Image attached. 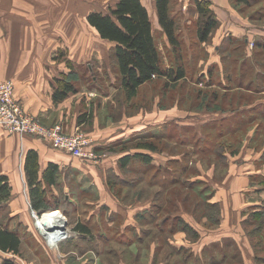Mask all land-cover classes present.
I'll use <instances>...</instances> for the list:
<instances>
[{"label":"rangeland","instance_id":"obj_1","mask_svg":"<svg viewBox=\"0 0 264 264\" xmlns=\"http://www.w3.org/2000/svg\"><path fill=\"white\" fill-rule=\"evenodd\" d=\"M208 1L209 7L205 2L202 6L209 9L218 27L206 43L198 39V30L205 18L198 12L196 0L172 2V14L182 43L181 60L159 20L154 13V20L150 16L163 69L176 72L182 65L188 79L184 83L173 82L166 76L155 80L143 86L134 103L126 101L117 79L114 46L99 44L100 55L85 54L75 65L68 60L66 47H60L59 53L57 50L56 55L50 56L52 61H62L70 69L68 76L76 88L72 93L89 95L99 125L109 121L125 131L133 126V133L126 136L125 142L118 140L109 149L96 150L93 142L95 158L72 157L74 167L70 162L68 167L59 168L56 184L46 187L47 202L52 209L57 204L58 211L37 212L41 220L46 214L55 213L66 221V235L55 247L50 245L39 220L32 214L29 195L22 189L16 194L9 184L10 194L6 198L0 195V215L10 229L19 231L22 244L18 254L0 252V264L5 260L11 264H157L168 260L170 264H189L188 249L177 252L172 244L182 232L191 242L202 236L199 233L196 238L195 234L178 229L177 219L189 217L206 232L222 222L223 208L217 194L224 188L231 167L235 163L244 165V149L253 141L252 138L248 141V133L253 130L252 126L262 123V116L256 111L264 104L259 103L250 113L252 103L264 101V0H250L249 4L234 0ZM76 28L80 32L90 29L79 22ZM59 42L62 46L65 43L62 39ZM24 111L34 116L25 108ZM152 120L154 125L138 129V125ZM93 126L94 123L73 132L63 127V131L65 134L80 131L94 141L87 133ZM263 136L262 130H254V143L261 145ZM142 142L154 143L158 151L140 149L137 145ZM134 152L150 154L152 166L144 167L133 159L122 167L120 158ZM175 179L180 182L173 183ZM257 197L259 201L263 196ZM144 206H151L154 214L146 212V218L145 212L138 214L136 219L142 227L140 234L138 230L133 233L124 226L134 223L137 226L133 214L141 212ZM251 218L248 216L247 220ZM261 221L258 218L255 223L262 225ZM79 223L88 224L89 236L76 231ZM161 227L165 228L163 232ZM242 227L248 236L250 230L245 222ZM140 236L142 239L138 242ZM128 238H137L131 247ZM68 240L71 243L62 246ZM155 244L158 245L154 253ZM226 246L205 247L208 264H218L224 258L227 260L223 264H244L238 250L234 251L237 245ZM253 249L256 263L264 264L261 261L264 248L253 245Z\"/></svg>","mask_w":264,"mask_h":264},{"label":"crops","instance_id":"obj_2","mask_svg":"<svg viewBox=\"0 0 264 264\" xmlns=\"http://www.w3.org/2000/svg\"><path fill=\"white\" fill-rule=\"evenodd\" d=\"M116 2L117 0H0V81L13 80L18 101L28 112L39 117L48 126L62 124L67 132H73L76 128H84L94 123L87 133L94 138L96 150L109 149L118 140L125 142L128 139L126 136L133 133L131 130L133 126L129 127L128 131L119 129L120 125L109 121L106 123L104 121L105 125L102 126L98 124L94 113L91 122L86 120L78 124V118L85 110L93 112L94 109L95 112V106H91L88 94L84 97L83 94L70 93L59 103L53 101L56 80L66 76L68 78L70 69L62 61H52L50 56L56 55L57 50L59 53L60 47H66L68 60L75 65L85 54L100 55L102 49L98 47L99 44L114 46V43L97 36L98 32L94 34L87 17L95 11L104 12L105 8L114 6ZM141 2L148 9L152 20L154 17L158 20L155 0ZM78 22L90 29L80 32L76 28ZM61 39L65 41L63 46L59 42ZM41 43H46L47 46ZM81 62L83 61L79 63ZM94 79L96 80V77ZM68 81L72 83L71 78H68ZM261 102L264 103L259 101L250 105V113L254 112ZM151 125H154V120L138 125V129L149 128ZM258 127V124L252 126L253 130L248 133V141H251V138L253 141L251 146L248 144L244 149L246 154L244 165L239 166L235 163L231 167L230 175L224 181V188L217 194L223 208L222 222L214 230L206 232L202 226L197 227L191 218L186 217V221L199 231L202 238L191 242L185 233L177 234V242H173L172 245L188 249L189 264H208L210 260H207L209 258L206 252L204 253V248L212 245L223 247L226 246L225 243L233 247L237 245L238 249L235 247L234 251L238 250L241 259L235 257L243 260L244 264H257L253 245L264 248V142L261 145L255 144L253 138L254 130ZM29 150L38 153L42 172L49 163H55L61 168L68 167L71 162L70 165L74 167L73 156L67 152L57 150L40 139L9 134L0 127V176L7 178L16 194L17 190L22 189L29 195L24 171L25 158ZM260 181L263 182L262 185ZM257 196H263L262 200L258 201ZM150 208L151 206H144L141 212L133 214L137 226L134 223L124 227L131 228L133 233L138 230L140 234L142 225L138 223L137 215L151 212ZM129 211L130 209L127 213ZM248 216L252 218L247 220ZM258 218L263 220L262 225L255 223ZM242 222H245L246 228L250 230L248 236ZM83 224L88 226L87 223ZM141 239L142 236L138 240L137 238L127 240L131 247L135 240L140 242ZM66 243H71V240L65 241L62 246ZM157 245H154V253ZM157 264L170 262L158 261Z\"/></svg>","mask_w":264,"mask_h":264},{"label":"trees","instance_id":"obj_3","mask_svg":"<svg viewBox=\"0 0 264 264\" xmlns=\"http://www.w3.org/2000/svg\"><path fill=\"white\" fill-rule=\"evenodd\" d=\"M208 0H196L198 12L205 18V22L198 30V39L200 43H206L212 34L217 29V20L212 16L208 8ZM237 3L249 4L250 0H234ZM173 0H155L158 20L163 28L165 35L168 38L171 46L176 49L179 59L182 58V43L180 42L176 19L172 14ZM264 19V8L262 11ZM89 24L96 29L100 38L104 41L114 43L113 58L116 65V75L121 88L125 92L126 101L134 103L139 96L143 86H147L155 80L168 77L173 82H183L188 79L186 69L180 65L176 72L166 71L161 64V56L154 35L153 24L147 8L141 0H117L114 6H109L106 12L95 11L88 16ZM68 78H70L68 76ZM67 76L57 79L53 94V101L59 103L63 101L70 93L76 92V88L68 81ZM184 83V82H183ZM166 86V83H165ZM216 97V94L214 95ZM218 97V96H217ZM254 103H252L253 105ZM257 108V106H256ZM256 110V109H255ZM258 115L262 116V123L259 124V130L264 134V104L261 109H258ZM93 112L85 111L79 118L78 124L84 123L86 120L91 122ZM140 149L158 151V147L152 142H142L137 145ZM264 158V154H263ZM139 161L144 167L152 166L153 157L150 154L133 153L127 154L120 158L122 167L127 166L132 160ZM59 166L55 163H49L47 168L42 172L39 164V155L35 150H29L26 154L24 171L27 178L29 189V200L31 209L39 214L50 210H57L47 202V186L56 184L57 173ZM145 170V168H144ZM116 175V174H115ZM122 181L125 178L116 176ZM126 181V180H125ZM0 195L6 198L11 191V186L7 178L0 176ZM175 179L173 183H178ZM10 186V187H9ZM53 205V204H52ZM148 213H145L144 218ZM154 212H151V215ZM179 228L188 234H195L198 238L199 231L195 230L185 219H177ZM263 222V221H261ZM165 228H160L163 232ZM76 231L84 235L89 234V227L83 223L76 226ZM174 231V228L170 231ZM198 240V239H195ZM22 244V238L18 230L10 229L6 225L0 215V252L5 254H18ZM177 252L184 251L182 248H176ZM206 250L204 249V253ZM227 259H222L218 264H223ZM4 264H11L10 260H5ZM234 264V263H233Z\"/></svg>","mask_w":264,"mask_h":264},{"label":"built area","instance_id":"obj_4","mask_svg":"<svg viewBox=\"0 0 264 264\" xmlns=\"http://www.w3.org/2000/svg\"><path fill=\"white\" fill-rule=\"evenodd\" d=\"M0 127L21 137L33 135L48 142L53 148L77 158H95L93 139L83 132L65 134L60 124L45 126L38 118L24 111L15 95L13 80L0 81ZM32 214L39 220L38 213Z\"/></svg>","mask_w":264,"mask_h":264},{"label":"bare ground","instance_id":"obj_5","mask_svg":"<svg viewBox=\"0 0 264 264\" xmlns=\"http://www.w3.org/2000/svg\"><path fill=\"white\" fill-rule=\"evenodd\" d=\"M39 227L48 238V242L51 246L55 247L57 243L63 239L66 235L67 229L64 227L66 221L62 216L55 213L46 214L44 218L38 221ZM47 223V225H44ZM50 225H55L52 230H49Z\"/></svg>","mask_w":264,"mask_h":264},{"label":"water","instance_id":"obj_6","mask_svg":"<svg viewBox=\"0 0 264 264\" xmlns=\"http://www.w3.org/2000/svg\"><path fill=\"white\" fill-rule=\"evenodd\" d=\"M44 225H47V223H45Z\"/></svg>","mask_w":264,"mask_h":264}]
</instances>
